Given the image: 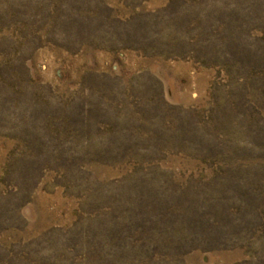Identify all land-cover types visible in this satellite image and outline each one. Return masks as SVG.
<instances>
[{"label": "rangeland", "instance_id": "rangeland-1", "mask_svg": "<svg viewBox=\"0 0 264 264\" xmlns=\"http://www.w3.org/2000/svg\"><path fill=\"white\" fill-rule=\"evenodd\" d=\"M0 264H264V0H0Z\"/></svg>", "mask_w": 264, "mask_h": 264}]
</instances>
